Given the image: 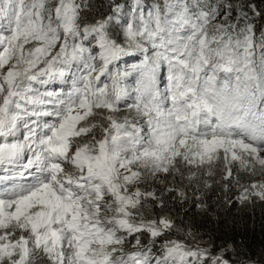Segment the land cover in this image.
Wrapping results in <instances>:
<instances>
[{
  "label": "snow or ice",
  "instance_id": "snow-or-ice-1",
  "mask_svg": "<svg viewBox=\"0 0 264 264\" xmlns=\"http://www.w3.org/2000/svg\"><path fill=\"white\" fill-rule=\"evenodd\" d=\"M213 183L264 202V12L0 0V264H256L150 211Z\"/></svg>",
  "mask_w": 264,
  "mask_h": 264
},
{
  "label": "trees",
  "instance_id": "trees-1",
  "mask_svg": "<svg viewBox=\"0 0 264 264\" xmlns=\"http://www.w3.org/2000/svg\"><path fill=\"white\" fill-rule=\"evenodd\" d=\"M145 1L151 3V0ZM116 2L124 5L127 11L133 0H92L97 11L103 14H107L110 5ZM242 2L264 12V0H242ZM245 10L251 12L250 8ZM257 21L259 23V18ZM121 114L126 115L127 111ZM165 183L149 182L148 187L154 188L159 193L164 189ZM187 190L191 197L192 187ZM203 191L204 195L201 199L207 205L205 210L195 207V201L191 199L186 207L178 205L170 199L173 193L165 192L163 196L165 208L159 209L153 205L150 211L155 214H167L171 209V214L178 225L196 233L198 238L210 240L213 247L233 244L239 248L244 258L254 260L256 264H264V202L256 200L254 204L242 205L237 201L239 188L230 187L227 193H223L216 183H213L212 188ZM176 237L183 238V233L176 234Z\"/></svg>",
  "mask_w": 264,
  "mask_h": 264
},
{
  "label": "rangeland",
  "instance_id": "rangeland-1",
  "mask_svg": "<svg viewBox=\"0 0 264 264\" xmlns=\"http://www.w3.org/2000/svg\"><path fill=\"white\" fill-rule=\"evenodd\" d=\"M138 75L139 74L136 73L135 71H131L129 75L126 77L127 86L130 90L135 89L138 86L139 83ZM132 95H135V93L133 92ZM154 183H158V182H154Z\"/></svg>",
  "mask_w": 264,
  "mask_h": 264
},
{
  "label": "bare ground",
  "instance_id": "bare-ground-1",
  "mask_svg": "<svg viewBox=\"0 0 264 264\" xmlns=\"http://www.w3.org/2000/svg\"><path fill=\"white\" fill-rule=\"evenodd\" d=\"M146 2V1H145ZM148 3V2H147ZM118 67H119V69H120V71L121 72H123L124 71V69H122L119 65H118ZM103 79V78H102Z\"/></svg>",
  "mask_w": 264,
  "mask_h": 264
}]
</instances>
